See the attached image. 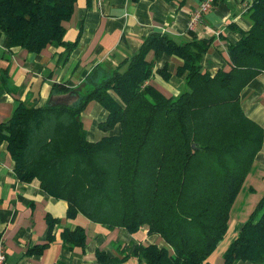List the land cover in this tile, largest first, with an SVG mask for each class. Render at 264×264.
Instances as JSON below:
<instances>
[{
  "label": "trees",
  "instance_id": "16d2710c",
  "mask_svg": "<svg viewBox=\"0 0 264 264\" xmlns=\"http://www.w3.org/2000/svg\"><path fill=\"white\" fill-rule=\"evenodd\" d=\"M77 0H0V34L12 48L40 54L47 46L74 49L65 41L66 23ZM251 28L229 46L230 70L206 71L202 59L213 39L179 43L152 34L140 51L117 67L98 66L84 82L78 104H20L0 123L14 170L23 182L68 203L67 217L82 214L109 229L135 233L146 228L163 245H138L142 264H213L210 260L229 230L233 204L264 141V128L241 104L244 88L264 73V0L249 7ZM164 55L183 60L178 75L186 89L167 96L150 84ZM73 90L54 83L53 91ZM99 102L108 118L104 130L119 133L87 138L82 114ZM51 233L31 252L41 253L54 238L59 219L49 216ZM64 244L84 247L83 227L62 232ZM103 264L114 262L102 251ZM264 263V196L224 256Z\"/></svg>",
  "mask_w": 264,
  "mask_h": 264
},
{
  "label": "crops",
  "instance_id": "0c3cea01",
  "mask_svg": "<svg viewBox=\"0 0 264 264\" xmlns=\"http://www.w3.org/2000/svg\"><path fill=\"white\" fill-rule=\"evenodd\" d=\"M202 0H77L73 17L66 23L65 41L77 46H47L40 54L12 48L11 40L0 34V123L11 118L22 103L43 107L50 103L78 104L87 77L98 66L117 67L136 55L146 38L165 34L179 43L213 39L202 59L203 68L216 74L230 70L229 46L237 44L242 32L251 28L249 11L243 5L253 0H218L193 30L189 19ZM183 60L164 55L156 69L169 74L156 75L150 82L167 96L185 90V75H178ZM54 83L72 88L70 92L53 91ZM245 113L264 128V73L247 84L241 94ZM108 111L96 101L90 102L82 120L90 141L119 133V125L104 130L101 124ZM264 196V141L249 175L238 194L225 238L211 255L213 264H224V256L238 238L244 222ZM68 203L43 190L37 180L23 182L14 170L7 143L0 145V238L6 247V264H103L102 251L114 259L109 264H142L134 251L138 245L159 244L163 239L146 228L132 233L124 227L109 229L82 214L67 217ZM49 216L59 219L53 240L41 253L31 252L46 242L51 233ZM83 227L87 235L84 247L64 244L62 232ZM235 264H264L240 259Z\"/></svg>",
  "mask_w": 264,
  "mask_h": 264
},
{
  "label": "built area",
  "instance_id": "2783aa9c",
  "mask_svg": "<svg viewBox=\"0 0 264 264\" xmlns=\"http://www.w3.org/2000/svg\"><path fill=\"white\" fill-rule=\"evenodd\" d=\"M218 0H202L198 9L194 12V14L189 19L188 27L190 30H193L197 27V25L203 20L205 14L213 10L216 6ZM243 9L245 11L249 10V6L247 4L243 5ZM6 247L2 238H0V264H6Z\"/></svg>",
  "mask_w": 264,
  "mask_h": 264
}]
</instances>
